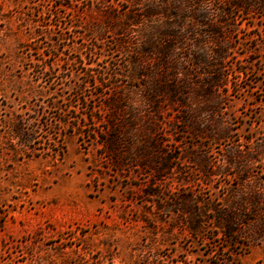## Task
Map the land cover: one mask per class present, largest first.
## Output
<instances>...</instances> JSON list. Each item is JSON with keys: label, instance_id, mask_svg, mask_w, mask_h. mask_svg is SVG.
Returning <instances> with one entry per match:
<instances>
[{"label": "rangeland", "instance_id": "rangeland-1", "mask_svg": "<svg viewBox=\"0 0 264 264\" xmlns=\"http://www.w3.org/2000/svg\"><path fill=\"white\" fill-rule=\"evenodd\" d=\"M125 2L0 0V264H264V10L235 17L225 85L221 70H179L187 106L155 116L173 168L152 185L74 118L80 96L101 104L112 87L143 102L152 68L122 41L145 28L123 32ZM196 27L183 52H200Z\"/></svg>", "mask_w": 264, "mask_h": 264}, {"label": "trees", "instance_id": "trees-1", "mask_svg": "<svg viewBox=\"0 0 264 264\" xmlns=\"http://www.w3.org/2000/svg\"><path fill=\"white\" fill-rule=\"evenodd\" d=\"M125 1L128 10L123 32L128 36L132 26L145 29L137 45L129 46V39L122 41L123 46L126 44L123 49L130 53L131 62L138 68H142L140 60L145 58L147 68L159 71L149 72L150 84L143 90L142 103L130 102L129 97L112 87L108 90L110 94L104 91L98 96L104 98L101 104H96L91 96H80L81 118H74L80 119L76 124L80 132L101 145L104 158L122 171L135 167L141 176L150 177L151 184L156 185L168 177L173 167L168 160L158 161L162 149L168 145L160 140L162 130L155 116L162 102L167 101L168 107L175 110L187 106L189 99L190 86L181 78L179 70H221L214 79L219 87L225 85L228 76L222 70L231 67L225 63L231 57L235 17L238 13L263 11L264 0H194L196 7L186 0H146L142 6L136 0ZM156 16L161 19L152 20ZM197 25L202 27L200 52H183L186 34L194 33ZM90 71L84 70L83 75L93 81L98 78L102 86L104 72L94 75ZM207 79V84L199 90L204 97L212 93L211 78ZM189 117L181 121L201 132Z\"/></svg>", "mask_w": 264, "mask_h": 264}]
</instances>
